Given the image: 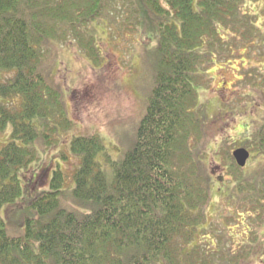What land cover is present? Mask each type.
Listing matches in <instances>:
<instances>
[{
	"label": "trees",
	"instance_id": "obj_1",
	"mask_svg": "<svg viewBox=\"0 0 264 264\" xmlns=\"http://www.w3.org/2000/svg\"><path fill=\"white\" fill-rule=\"evenodd\" d=\"M124 1L125 21L139 23L145 11L157 18L159 60L135 143L115 161L98 134L72 137L69 149L79 160L72 184L65 187L57 163L48 189L28 197L21 175L40 159V141L52 147L59 126H72L60 90L43 72L42 47L73 37L94 55L97 40L82 29L103 21L119 1L0 0V131L13 126L0 146V213L18 200L36 213L18 236L0 214V264H246L263 250L253 237L238 251L222 244L212 251L199 239L211 180L197 90L214 61L240 58L263 39L257 17L244 8L247 0H198V9L194 0ZM253 70L248 77L264 84V72ZM261 126L254 135L259 151ZM233 164L237 181L242 167ZM237 182L254 195L245 200L251 206L238 203L255 212L257 226L264 221V177Z\"/></svg>",
	"mask_w": 264,
	"mask_h": 264
},
{
	"label": "rangeland",
	"instance_id": "obj_2",
	"mask_svg": "<svg viewBox=\"0 0 264 264\" xmlns=\"http://www.w3.org/2000/svg\"><path fill=\"white\" fill-rule=\"evenodd\" d=\"M118 1L117 8L103 21L82 29L87 38L93 34L97 40L94 55L88 54L73 37L64 42L62 38L52 40L42 47L43 72L60 90L72 126H59L52 135L57 139L52 147L45 149V141H40V159L21 175L28 197L48 189L57 163L66 173L65 187L72 184L79 162L69 149L72 137L98 134L115 161L135 143L159 60L157 18L154 12L145 11L139 23L127 22L129 6L124 0ZM194 6L198 9V0H194ZM244 8L257 17L263 39L244 50L240 58L214 61L197 90L200 115L206 122L201 150L208 152L205 173L211 180L206 221L199 239L212 251H219L222 245L226 248L231 245L233 251H238L243 244H253V237L259 247L263 245V252L259 251L246 264H264V221L257 226L252 223L250 216L255 212L238 202L244 200L249 207L252 202L245 200L253 199L254 195L250 198L237 186V181L253 183L264 177V149H253L254 135L264 123V84L258 80L262 77H248L257 74L253 69L264 72V0H247ZM11 130L13 126L9 123L0 131V146L10 140ZM241 147L253 151L246 166L237 171L236 181L233 152ZM101 162L112 176L109 162L102 156ZM34 212L26 200H18L4 205L0 214L8 233L18 236L25 232L26 217L35 216Z\"/></svg>",
	"mask_w": 264,
	"mask_h": 264
},
{
	"label": "water",
	"instance_id": "obj_3",
	"mask_svg": "<svg viewBox=\"0 0 264 264\" xmlns=\"http://www.w3.org/2000/svg\"><path fill=\"white\" fill-rule=\"evenodd\" d=\"M233 155L237 164L244 167L247 164V160L250 158V151L247 148L241 147L235 149Z\"/></svg>",
	"mask_w": 264,
	"mask_h": 264
}]
</instances>
